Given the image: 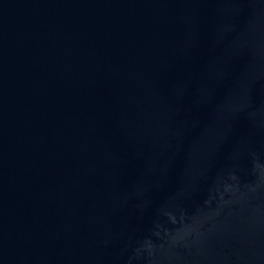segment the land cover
Returning a JSON list of instances; mask_svg holds the SVG:
<instances>
[{
    "label": "water",
    "instance_id": "95a60500",
    "mask_svg": "<svg viewBox=\"0 0 264 264\" xmlns=\"http://www.w3.org/2000/svg\"><path fill=\"white\" fill-rule=\"evenodd\" d=\"M0 264H264V0H0Z\"/></svg>",
    "mask_w": 264,
    "mask_h": 264
}]
</instances>
